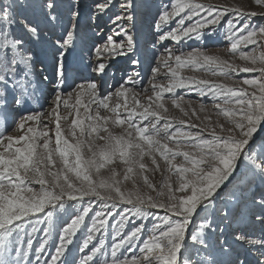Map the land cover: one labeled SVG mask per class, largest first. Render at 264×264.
I'll return each instance as SVG.
<instances>
[{
    "label": "snow or ice",
    "instance_id": "6c2138e0",
    "mask_svg": "<svg viewBox=\"0 0 264 264\" xmlns=\"http://www.w3.org/2000/svg\"><path fill=\"white\" fill-rule=\"evenodd\" d=\"M253 3L0 0V264H264Z\"/></svg>",
    "mask_w": 264,
    "mask_h": 264
},
{
    "label": "rangeland",
    "instance_id": "374dc122",
    "mask_svg": "<svg viewBox=\"0 0 264 264\" xmlns=\"http://www.w3.org/2000/svg\"><path fill=\"white\" fill-rule=\"evenodd\" d=\"M211 2L220 3V4H228L232 6H240L245 9L249 8V6L251 5L253 10H256V7H257L254 5L253 0H211ZM189 44L191 45V47H203L210 54L221 55V56L227 57V53L225 51L227 44L222 39L216 38L211 41H205L203 45H201L200 42H195V43L189 42ZM185 50L187 51L190 49L186 48ZM237 63H239V61H237ZM185 74L186 75H196V76H201V77L205 76V74L202 72H194V73L186 72ZM241 75H248V74H241ZM205 78L211 79V77H205ZM77 82H80V81H77ZM229 83H231V81H229ZM67 90H70V89H67ZM185 99H192L195 101L198 98L194 94H188V95H185ZM45 107H47L46 104H45ZM171 111L174 115H180L178 110L171 109Z\"/></svg>",
    "mask_w": 264,
    "mask_h": 264
}]
</instances>
